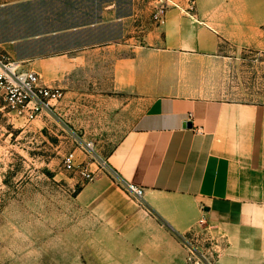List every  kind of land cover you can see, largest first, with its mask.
Listing matches in <instances>:
<instances>
[{"label":"crops","instance_id":"obj_1","mask_svg":"<svg viewBox=\"0 0 264 264\" xmlns=\"http://www.w3.org/2000/svg\"><path fill=\"white\" fill-rule=\"evenodd\" d=\"M171 3L159 23L161 0H0V54L65 91L55 114L1 110L0 124L43 130L59 115L71 135L110 131L111 118L126 128L107 158L116 177L61 209L85 257L42 264H188L179 236L202 218L214 264H264V102L200 90L226 46L264 51V0ZM121 183L144 187L142 200ZM3 187L0 171V200Z\"/></svg>","mask_w":264,"mask_h":264},{"label":"rangeland","instance_id":"obj_2","mask_svg":"<svg viewBox=\"0 0 264 264\" xmlns=\"http://www.w3.org/2000/svg\"><path fill=\"white\" fill-rule=\"evenodd\" d=\"M223 53L204 73L203 94L264 102V51L228 45ZM17 118L0 124V171L4 175L0 264H42L44 253L65 257L68 262L81 261L85 254L81 247L69 245L70 237L65 236L60 221L61 209L75 206L76 195L92 180H80L76 170L65 167V158L75 152L76 164L94 170L95 180L108 173L98 169V160L108 158L126 128L111 118L110 131L85 133L78 129V134L71 135L59 115L51 117L43 130ZM67 118L73 125V119Z\"/></svg>","mask_w":264,"mask_h":264},{"label":"built area","instance_id":"obj_3","mask_svg":"<svg viewBox=\"0 0 264 264\" xmlns=\"http://www.w3.org/2000/svg\"><path fill=\"white\" fill-rule=\"evenodd\" d=\"M162 4L156 8L154 19L162 23L171 6V0H161ZM188 11L196 9L195 0H188ZM174 5V4H173ZM65 91L60 86L47 85L42 81L37 71H24L19 68L16 61L9 56L0 54V105L1 110L17 113L28 121H32L45 113L55 114V107L63 100ZM90 146V144H89ZM75 152L65 158V167L76 170L80 180L91 181L96 172L87 166L81 168L76 164ZM98 169L115 176L111 170L108 159L100 157ZM125 190L137 200H142L145 188L133 183H121ZM206 219L202 218L198 226L179 236L180 241L188 251V264H214L216 258L215 238L204 226Z\"/></svg>","mask_w":264,"mask_h":264}]
</instances>
